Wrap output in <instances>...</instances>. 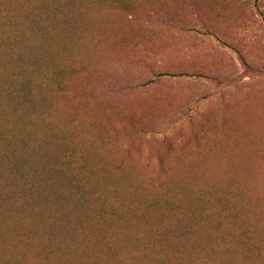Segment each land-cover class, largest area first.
Listing matches in <instances>:
<instances>
[{"label":"rangeland","instance_id":"374dc122","mask_svg":"<svg viewBox=\"0 0 264 264\" xmlns=\"http://www.w3.org/2000/svg\"><path fill=\"white\" fill-rule=\"evenodd\" d=\"M0 57V264H264V0H0Z\"/></svg>","mask_w":264,"mask_h":264},{"label":"trees","instance_id":"16d2710c","mask_svg":"<svg viewBox=\"0 0 264 264\" xmlns=\"http://www.w3.org/2000/svg\"><path fill=\"white\" fill-rule=\"evenodd\" d=\"M42 6H43V4H42ZM2 40H7L10 42V41H14L15 38L13 37V33L10 32V33H5ZM0 59L5 60V57H3V58L0 57ZM60 69H62V67L55 69L53 74H54V77H55V80H56L58 87L60 88V90H62V89H64V84H63V80L59 76V70ZM43 82L44 81L39 82V83L34 82L33 80L30 79V77L27 79L21 80V89L18 91V92H21V94H20L21 98H22L21 102L26 103V102H29V100H31V95H30L31 93L30 92H32V90H33V85H38L41 88H45L46 85L44 83H46V82H44V83Z\"/></svg>","mask_w":264,"mask_h":264}]
</instances>
